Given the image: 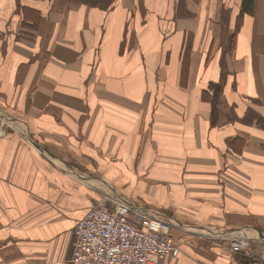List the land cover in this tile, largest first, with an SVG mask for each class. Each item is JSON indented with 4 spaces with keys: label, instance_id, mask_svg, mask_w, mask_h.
Instances as JSON below:
<instances>
[{
    "label": "crops",
    "instance_id": "0c3cea01",
    "mask_svg": "<svg viewBox=\"0 0 264 264\" xmlns=\"http://www.w3.org/2000/svg\"><path fill=\"white\" fill-rule=\"evenodd\" d=\"M20 4L0 0V264H77L76 222L114 198L171 220L160 264H264V0Z\"/></svg>",
    "mask_w": 264,
    "mask_h": 264
},
{
    "label": "built area",
    "instance_id": "2783aa9c",
    "mask_svg": "<svg viewBox=\"0 0 264 264\" xmlns=\"http://www.w3.org/2000/svg\"><path fill=\"white\" fill-rule=\"evenodd\" d=\"M4 115H0V136L8 134L16 122ZM74 233L72 260L77 264H160L181 249L171 233V220L154 213L134 216L122 198H114L108 207L93 203L76 222ZM210 235L229 238L233 250L247 245L238 230Z\"/></svg>",
    "mask_w": 264,
    "mask_h": 264
},
{
    "label": "rangeland",
    "instance_id": "374dc122",
    "mask_svg": "<svg viewBox=\"0 0 264 264\" xmlns=\"http://www.w3.org/2000/svg\"><path fill=\"white\" fill-rule=\"evenodd\" d=\"M81 1H85V0H81ZM222 19H224V20H228V13H227V11H225L224 13H223V18ZM225 41H224V48H225V50H227L228 51V49H229V47H230V45H231V42H232V34H226V32H225ZM4 117L5 118H7V116H5L4 115ZM8 117H11L10 115H8ZM11 118H13V117H11ZM4 121H7V120H4ZM11 124V123H10ZM12 126H15L16 127V124L15 125H13V124H11ZM11 130H9V132H10ZM207 234H212V233H215V232H213V231H207L206 232ZM245 248V247H244ZM241 249H243V248H241Z\"/></svg>",
    "mask_w": 264,
    "mask_h": 264
},
{
    "label": "trees",
    "instance_id": "16d2710c",
    "mask_svg": "<svg viewBox=\"0 0 264 264\" xmlns=\"http://www.w3.org/2000/svg\"><path fill=\"white\" fill-rule=\"evenodd\" d=\"M16 2H17L18 7L20 5V8H21L22 5L20 4V0H16ZM251 2H252V0H244V5H243V8H242V13L244 11H247V12H251L252 11L251 6H250L251 5Z\"/></svg>",
    "mask_w": 264,
    "mask_h": 264
}]
</instances>
